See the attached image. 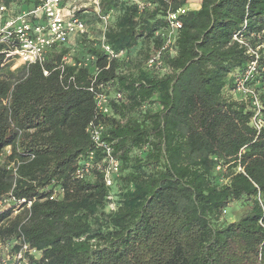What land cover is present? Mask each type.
I'll list each match as a JSON object with an SVG mask.
<instances>
[{"label": "trees", "instance_id": "1", "mask_svg": "<svg viewBox=\"0 0 264 264\" xmlns=\"http://www.w3.org/2000/svg\"><path fill=\"white\" fill-rule=\"evenodd\" d=\"M39 1L8 0L15 11ZM151 1L143 11L100 1L101 14L112 11L105 41L133 49L127 58L108 60L99 34L54 45L42 66L7 71L0 53V199L31 201L16 214L15 202L0 206V243L23 239L41 253L31 264H264V0H198L177 16L163 73L145 61L165 41L155 32L167 27L168 6L188 0ZM238 31L258 46L249 81L261 101L258 131L251 104L231 94L252 57L232 39ZM63 56L74 65L60 74ZM91 82L123 94L111 115L97 116ZM95 118L119 160L110 187L99 171L73 174L94 148L85 129ZM52 183L63 192L51 199ZM235 202L239 216L222 220Z\"/></svg>", "mask_w": 264, "mask_h": 264}, {"label": "built area", "instance_id": "2", "mask_svg": "<svg viewBox=\"0 0 264 264\" xmlns=\"http://www.w3.org/2000/svg\"><path fill=\"white\" fill-rule=\"evenodd\" d=\"M101 0H40L35 6L21 11H15L14 5L8 0H0V53L3 54L1 66L9 65L14 68L27 67L31 64L43 65L46 53L54 45L66 44L74 36L89 35L88 24L80 15L92 14L100 23L99 41L108 60L122 59L132 55L133 49L122 48L113 49L106 43L104 31L108 26L112 11L106 14L100 12ZM118 3L134 5L139 11L152 7L151 0H116ZM189 5L172 11L168 6L165 14L167 27L155 32V35L165 37L164 43L159 48H152L148 53L145 61V67L163 73L167 69L164 67V52L174 53L173 43L177 30L181 27L177 16L189 9ZM91 37V36H90ZM232 39L245 48L246 53L252 57L248 61L245 69L239 74H235L232 79L231 94L237 99L250 103L254 113L251 118L252 126L258 131L262 124L260 115L261 101L258 91L249 83L257 73V61L259 53L257 47L249 45L247 38L241 32L232 34ZM264 45V42L261 46ZM93 60L92 56L76 62V66L86 67ZM74 63L68 56H63L60 65V74L63 73V63ZM97 71L95 69L94 73ZM47 74V71H43ZM61 76V75H60ZM73 81L70 76L68 82ZM87 89L93 94L97 116H109L111 104L123 101V94L120 91H110L104 83L93 86L91 82ZM264 90V88H263ZM97 118V117H96ZM91 120L86 126V133L93 143L94 148L90 150L85 158L77 163L74 168V177L82 179L91 176L93 171L102 173L104 184L112 186L114 178L119 174V160L112 153L111 147L102 139L104 125L100 120ZM238 169H241L238 167ZM52 193L50 198H57L63 192V188L58 184H51ZM111 196H108L110 199ZM15 202L17 206L13 209L16 214L21 204L28 208L31 201L24 198L15 200L13 196L0 199V206L8 205L9 202ZM109 208L113 209L114 205L109 203ZM40 251L31 247L23 239L19 238L10 243H0V264H31L30 258H38Z\"/></svg>", "mask_w": 264, "mask_h": 264}, {"label": "rangeland", "instance_id": "3", "mask_svg": "<svg viewBox=\"0 0 264 264\" xmlns=\"http://www.w3.org/2000/svg\"><path fill=\"white\" fill-rule=\"evenodd\" d=\"M197 0H188V2L194 3ZM194 7V6H193ZM87 18H89V22H88V26H89V34L92 38H96L100 32V23L98 22V20L96 19V17L94 15L90 14H85ZM75 38H70V40L68 41L67 45L68 46H73L74 42H75ZM16 69V67L14 68V66H11L10 68L6 69L7 71L10 70H14ZM5 70V72H6ZM241 204L240 203H231L226 207V213H224L222 215V220L225 221H233L235 220L238 216H239V211Z\"/></svg>", "mask_w": 264, "mask_h": 264}, {"label": "crops", "instance_id": "4", "mask_svg": "<svg viewBox=\"0 0 264 264\" xmlns=\"http://www.w3.org/2000/svg\"><path fill=\"white\" fill-rule=\"evenodd\" d=\"M188 5H189V7L191 8V9H197L198 8V0L197 1H195L194 3H189L188 2ZM194 6V7H193Z\"/></svg>", "mask_w": 264, "mask_h": 264}]
</instances>
